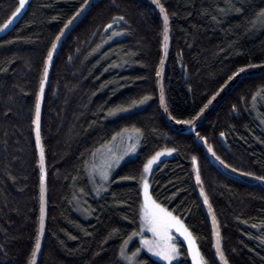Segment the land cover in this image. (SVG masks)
<instances>
[{
  "label": "trees",
  "instance_id": "trees-1",
  "mask_svg": "<svg viewBox=\"0 0 264 264\" xmlns=\"http://www.w3.org/2000/svg\"><path fill=\"white\" fill-rule=\"evenodd\" d=\"M18 2L0 0V24ZM83 3L29 0L0 35V264L32 259L40 194L36 95L52 43ZM159 3L170 24L163 75L167 110L176 121H191L239 69L264 65V0ZM162 33L159 14L145 0H100L62 43L40 116L46 226L37 264H127L122 246L130 254L140 246L143 165L163 148L175 149L174 155L152 168L149 193L183 220L206 264L217 262L198 188L208 198L228 264H264V189L226 174L206 152L211 145L228 168L264 176V94L257 95L264 72L239 79L194 133L175 131L163 119L157 96ZM144 97L149 99L139 103ZM118 108L124 110L113 112ZM136 128V156L96 194L89 168L99 150ZM177 242L180 257L171 264H192L184 242ZM139 262L164 264L144 251Z\"/></svg>",
  "mask_w": 264,
  "mask_h": 264
},
{
  "label": "snow or ice",
  "instance_id": "snow-or-ice-1",
  "mask_svg": "<svg viewBox=\"0 0 264 264\" xmlns=\"http://www.w3.org/2000/svg\"><path fill=\"white\" fill-rule=\"evenodd\" d=\"M28 0H19L18 6L15 7V9L11 12V15L8 17V19L3 23L0 24V31H5L8 29L11 24L13 23V18L17 16V14L21 13L22 9L25 8L26 3ZM89 0H84V3L81 5V9L84 8L85 5H87ZM153 3H156L160 7L161 13H163V23H164V29H163V39L165 41V46L168 41V22L169 17L162 5H159V0H153ZM80 13L77 12L76 15H79ZM75 19V16L70 18L67 23H65L64 28H68L70 24H72L73 20ZM119 20H124L123 16L118 17ZM259 22L261 24H264V12L260 14ZM108 28H111L112 25L109 24L107 26ZM63 29H61V34L56 36L55 40L59 41L61 38V35H63ZM120 33H114V35H119ZM57 44L56 42H53L51 45V50L48 51L47 58L44 61V67H43V76L46 79L49 71V63L53 59V52L56 49ZM251 67V66H250ZM244 69H239V72H243ZM157 75L159 76L160 73L157 72ZM235 75V73H234ZM45 79L40 80L39 85V92L36 95V101H35V117L32 120L33 125H35V139H36V147L40 150V163H41V176H40V217H39V232L44 231V223H45V207H44V167H43V160H44V150L41 146V137H40V114H41V99L42 95L44 93L45 88ZM231 79V77L229 78ZM264 94V89H261L257 95ZM149 97H144L142 100L139 101V103H143L144 101L148 100ZM215 99V97H213ZM253 99H256V96L253 97ZM161 102L163 103V98H161ZM135 103V102H134ZM209 104L212 103L211 100L208 102ZM208 105H205V108ZM124 109H115V111H122ZM203 111V109H201ZM112 114V113H110ZM177 123H188L191 124L192 121H177ZM127 131V130H125ZM135 132L140 133L141 130L139 128L134 129ZM117 135H121V133H117ZM224 133H221V136H223ZM116 139V136L113 137V140ZM203 139V137H201ZM128 151H135V145L130 146ZM175 149H166L164 151H157L154 155L151 156L147 160L146 163L143 165V173L147 174L149 173L153 165L157 163L158 160L165 154H171ZM208 151L212 153V155L221 163L224 164V161L220 159L219 156H216V153L213 151L212 146H208ZM192 163L195 166L197 164V158L195 156L192 157ZM225 167H228V165H224ZM96 168V166H93ZM111 169V163L105 161L103 166L99 168V174L102 179L106 180L108 178L109 170ZM233 171H236L233 169ZM244 175H252L251 173H244ZM127 179V177H125ZM256 179L264 181V176H258ZM196 180L199 184L201 182L200 180V174L199 170L196 171ZM143 182V195H144V203L142 205V221L143 226H146L148 231H150L153 234V239H142L141 244L144 248H146L149 252H151L154 256L159 257L160 259L164 261H169V264H171V261L178 255L177 252V246L173 242V236L172 231L175 230L178 232L181 236L184 237V240L187 241L188 245V253L191 255L192 264H206V261L204 257L201 255L199 249L196 246L195 238L193 237V234L189 231L188 227L184 224L183 220H181L180 217L173 215L172 212L168 211V209L162 207V205L156 203V201L152 198V196L149 194V184L147 179H144L142 177ZM98 191V190H97ZM201 195H204V192L201 191ZM204 203H208V198L205 195L204 196ZM209 207H211L209 205ZM215 224V219H214ZM133 235H137V233H133ZM215 235L217 237V244H216V254L220 257L221 260L224 261V264H228L227 259L224 256L223 251L220 248V241L219 236L220 233L218 231L215 232ZM132 237L130 236L128 240L124 241V245H127L129 241H131ZM2 247V246H0ZM40 238L39 235L36 238L34 248L31 252L32 261H30V264H34L35 257L37 256V252L40 249ZM140 252V249L137 248L136 252L132 253V257H128L125 255L124 247L122 246L120 255L126 260L131 261L133 258L137 257L138 253Z\"/></svg>",
  "mask_w": 264,
  "mask_h": 264
},
{
  "label": "water",
  "instance_id": "water-1",
  "mask_svg": "<svg viewBox=\"0 0 264 264\" xmlns=\"http://www.w3.org/2000/svg\"><path fill=\"white\" fill-rule=\"evenodd\" d=\"M98 1L100 0H89L88 4L84 6L83 9H80L78 12L80 13L79 15H75V19L73 20L72 24L69 25L68 28H63V35H61V38L59 41H56L57 47L53 52V59L52 61L49 63V71H48V75L46 77V79L44 78L43 74H42V78L41 79H45V88H44V93L42 95V99H41V109H42V102H43V98H44V94H45V89L46 86L48 84V80H49V73H50V69L52 66V63L55 59V56L57 55L62 43L65 41L66 37L68 36V34L73 30V28L81 21V19L85 16V14L89 11V9L94 6ZM146 2H148L155 10L156 12L159 14L161 22H162V29H164V23H163V13H161L160 11V7L156 4L153 3V0H145ZM160 5V3H159ZM77 14V13H76ZM61 34V33H60ZM59 34V35H60ZM168 41L166 43L165 46V41L163 39V33H162V43H161V60H160V64H159V68L158 71L160 73V75H157V96H158V101H159V107H160V111H161V115L163 117V119L166 121V123L175 131L184 133V134H192L195 132V129L197 128V126L205 119V117L209 114V112L216 106V104H218L227 94H229L232 89L234 88V86L236 85V83L238 82L239 79L246 77V76H250V75H255L261 72H264V65H260V66H251V67H247V68H243L244 71L243 72H239L237 71L235 73V75H233L231 77V79H229L227 81V83L220 89V91L214 96L215 99H211L212 103H208L207 107L203 108V111H201L194 119H192V123L188 124V123H177L176 120H174L170 114L168 113L167 110V106H166V101H165V96H164V89H163V75H164V69L166 66V62H167V58H168V52H169V48H170V24L168 22ZM39 92V90H38ZM161 98H163V103L161 102ZM41 116V114H40ZM34 117H35V111H34ZM33 117V119H34ZM33 134H34V140H35V144H36V139H35V125H33ZM200 142V141H199ZM201 143V142H200ZM41 146H42V142H41ZM43 148V146H42ZM37 149V147H36ZM206 152L210 155V157L212 158V160L216 163V165L222 170L224 171L226 174L240 180L243 182H247L253 185H256L258 187H261L264 189V181L262 180H258V181H249V180H245L243 179L240 175V173H238L237 171H233L232 169L225 167L224 164H221L216 158H214L208 151V149H206ZM37 154H38V169H39V187H40V176H41V163H40V150L37 149ZM43 167H44V207H45V223H44V231L41 233L39 232V228H38V235L40 238V244L41 247L37 252V256L35 257V261L34 264H37L38 259H39V255L43 246V241H44V236H45V226H46V165H45V156H44V160H43ZM201 191H203L201 188H198V195L200 198V201L203 205V209L204 212L207 216L209 225L211 227V231H212V238H213V249L215 252V260L217 262V264H224V261L220 259V257L216 254V244H217V237L215 235V232L218 231L219 232V227L217 224V221L212 213L211 208L209 207V203L205 204L204 203V196L205 195H201ZM40 193V190H39ZM40 195L39 194V217H40ZM214 219H215V224H214ZM220 233V232H219ZM219 241H220V236H219ZM220 248H221V242H220ZM222 250V248H221ZM32 261V259H31Z\"/></svg>",
  "mask_w": 264,
  "mask_h": 264
},
{
  "label": "rangeland",
  "instance_id": "rangeland-1",
  "mask_svg": "<svg viewBox=\"0 0 264 264\" xmlns=\"http://www.w3.org/2000/svg\"><path fill=\"white\" fill-rule=\"evenodd\" d=\"M27 3H26V5H27ZM24 9H22L21 13L17 14V16L13 18V23L11 24V26L20 17V15L22 14V12H23ZM8 29H6L5 31H0V35L3 34L4 32H6ZM135 108L136 107H134V109ZM132 109L133 108H131L130 110H132ZM123 133L124 134L121 137H119L117 139V141L114 142V140H112V142L110 144L105 145L103 148H101V150H99V152H98V154L96 156V159L94 160L93 164L89 168V174H90V178L92 180V182L90 184L92 185L91 187L93 188V191L96 194L97 193H100L102 190H104L106 188L111 173L114 170H116L118 168V166H120L123 162H125V161H127L129 159L134 158L136 156L137 152H138L139 145H140V133L135 132L134 129H127V131H125ZM132 145H135V151H128V149ZM166 149H169V148H163V149H161L159 151H164ZM173 155H174V151L170 155L169 154H165L164 156H162L160 158V160L163 159V158L172 157ZM160 160H158L157 163ZM105 161L111 163V169L109 170L108 178L106 180L102 179L101 176H100V174H99V168L101 166H103V164L105 163ZM156 164H154L153 167ZM94 165L96 166V168L93 167ZM150 172L147 173V174H145V173L142 172V177L144 179H147L148 184H149V180L148 179H149ZM238 173H240V172H238ZM239 176H241L243 179L249 180V181H258L259 180V179H256V177L253 176V175H244V173H240ZM142 177H141V210H140L141 227H140V232L138 233V236H137V238L139 240V243H140V246H139L140 252L138 253L137 257L133 258V260L131 261V264H141L139 262V255H140V253L142 251L146 252L152 258H154L155 260H158L161 263L169 264V261H164V260L160 259L159 257L154 256L151 252H149L141 244V240L142 239H148V240H152L153 239V234L150 231H148V229H147L146 226H143V221H142V205L144 203ZM148 191H149V189H148ZM172 236H173V242L177 246L178 255L171 261V263L176 262L179 259V257H180L179 245H178V242H177V238H180L184 242V244L186 246V249H187V252H188L187 241L184 240V237L181 236L175 230L172 231ZM124 249H126V250H124L125 255L128 256V257H132V254L129 253L128 248L125 247ZM188 255H189L190 259H191V255L189 253H188ZM120 257H121V255H120ZM121 259L125 263L130 264V261L129 260H126L123 257H121ZM191 262H192V260H191Z\"/></svg>",
  "mask_w": 264,
  "mask_h": 264
},
{
  "label": "bare ground",
  "instance_id": "bare-ground-1",
  "mask_svg": "<svg viewBox=\"0 0 264 264\" xmlns=\"http://www.w3.org/2000/svg\"><path fill=\"white\" fill-rule=\"evenodd\" d=\"M198 191V190H197Z\"/></svg>",
  "mask_w": 264,
  "mask_h": 264
}]
</instances>
